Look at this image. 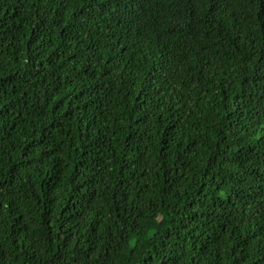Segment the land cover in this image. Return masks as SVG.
<instances>
[{
    "label": "trees",
    "instance_id": "trees-1",
    "mask_svg": "<svg viewBox=\"0 0 264 264\" xmlns=\"http://www.w3.org/2000/svg\"><path fill=\"white\" fill-rule=\"evenodd\" d=\"M0 264H264V0H0Z\"/></svg>",
    "mask_w": 264,
    "mask_h": 264
}]
</instances>
